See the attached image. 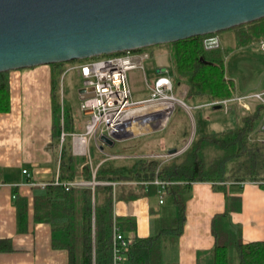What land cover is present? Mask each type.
Instances as JSON below:
<instances>
[{"label":"trees","instance_id":"obj_1","mask_svg":"<svg viewBox=\"0 0 264 264\" xmlns=\"http://www.w3.org/2000/svg\"><path fill=\"white\" fill-rule=\"evenodd\" d=\"M234 31L237 47L264 41V17L228 28ZM220 33L196 35L168 43L171 48L172 73L175 83L188 86L185 103L191 106L207 104L232 97L236 92L233 78L227 76L225 57L227 47L206 49L204 39ZM142 48V49H146ZM202 58V60H201ZM79 61V60H73ZM82 61V60H81ZM67 62L51 63L56 74L63 72ZM8 71H0V112L10 107ZM59 76V75H58ZM58 79L53 82L54 98ZM53 149L57 150L61 117L65 131H77L73 126L69 107L54 99ZM214 106V105H213ZM212 106V107H213ZM264 122V104L258 103L240 116L231 128L220 132H206L193 137L178 159L166 161L160 157H135L132 174L118 167L105 166V157L99 153V162L78 160L70 152L67 141L61 152L60 177L72 180L80 175L85 180L125 182L133 181L151 196H158L159 186L154 179L164 182L163 203L153 211L155 233L147 237H133L127 252L128 264H163V247L176 241L185 220V203L192 182L205 181L213 186L225 182L252 181L264 184V141L258 127ZM98 150L96 147L91 150ZM103 150V148H102ZM108 159V158H107ZM107 161V160H106ZM102 197L99 199V195ZM114 190L111 185L70 188L47 183L37 188L33 197V219L51 227V244L68 252L69 264H112ZM17 209L19 229H26L27 205L20 201ZM156 213V214H155ZM127 221V219H124ZM133 222H129V228ZM214 243L204 258L196 264H264V240L243 242L240 230L228 217V210L215 214L211 220ZM8 239H0V251H9Z\"/></svg>","mask_w":264,"mask_h":264},{"label":"crops","instance_id":"obj_2","mask_svg":"<svg viewBox=\"0 0 264 264\" xmlns=\"http://www.w3.org/2000/svg\"><path fill=\"white\" fill-rule=\"evenodd\" d=\"M70 65L65 63L64 70ZM155 68L157 70L160 66ZM7 76L10 107L0 112V239H8L11 249L0 251V264H69L67 250L54 248L51 244L50 224L33 219L34 192L41 188L40 183L53 178L57 166L53 149V101L56 99L53 82L57 77L56 70L52 65L41 64L9 70ZM56 86L55 94L58 83ZM80 89L81 84L76 91L78 102L82 93ZM56 101L59 103L58 98ZM63 105L66 107L64 102ZM67 107L71 109V106ZM82 116L87 119L83 113ZM86 119L74 117L72 113V126L82 131ZM167 119H159L157 123L149 121L145 127L122 132L118 136L160 128ZM23 169L27 173H23ZM76 178L83 179L80 175ZM133 184V181L118 182L114 188L116 192L120 189L113 201V216L117 218L114 225L126 236L147 237L157 230L153 222L151 195L145 192V188L135 191L139 192L135 196L130 195L134 197H127L123 194L124 188ZM101 197L100 194L99 199ZM20 201L27 205L26 229L21 230L17 224ZM225 209L230 222L240 230L243 242L264 240V184L228 181L221 186H213L205 181L192 182L185 203L182 232L174 244L163 247V264H196L199 256L204 258V253L214 243L211 220ZM130 221L133 222L131 228Z\"/></svg>","mask_w":264,"mask_h":264},{"label":"water","instance_id":"obj_3","mask_svg":"<svg viewBox=\"0 0 264 264\" xmlns=\"http://www.w3.org/2000/svg\"><path fill=\"white\" fill-rule=\"evenodd\" d=\"M261 17L264 0H0V71L142 49ZM204 45L216 48L219 40L207 37ZM114 137L99 135V148L112 147Z\"/></svg>","mask_w":264,"mask_h":264},{"label":"rangeland","instance_id":"obj_4","mask_svg":"<svg viewBox=\"0 0 264 264\" xmlns=\"http://www.w3.org/2000/svg\"><path fill=\"white\" fill-rule=\"evenodd\" d=\"M218 33L220 34L216 37L219 40V45L224 48L228 46L230 49V52L225 57V70L227 76L235 81V93L239 95L251 94L264 90V49L261 48V44L256 43L237 47L233 30L225 29L218 31ZM171 48L168 43L148 46L144 50L149 52L152 57L145 61L144 71L134 69L130 70L127 75L132 98L136 99L148 96L149 90L146 86L145 78L148 81L152 80L155 76V67L159 65L167 68L168 75L172 81V93L177 98V101H175L165 125L156 129H152V127L150 128L152 130L141 134L123 137L115 135V144L112 147L104 145L103 150L99 148L96 152L93 151L91 155L93 164L96 165L100 161V153L102 157H105L102 160L105 161V166L118 167L132 174L136 166V161L133 160L135 157H160L166 161L178 159L194 136L197 137L206 132H220L229 129L239 121L240 116L246 115L258 104V100L255 97L248 99L246 102L249 110H244L235 103L230 104L227 108L221 107L220 109H214L209 104L198 106L186 104L184 99L186 98L188 86L186 83H175L172 73ZM57 79L60 89H57L56 99L58 98L59 101L58 96L63 91L62 100H64L63 102L66 106H71L73 116L86 119L82 116L79 109L76 94L77 88L81 84L78 73L75 70H63L62 73H57ZM145 105L149 106L152 104L146 103ZM257 129L261 137L260 140L264 141V122ZM150 137L152 138L150 139ZM90 147L91 150L96 147L93 141H91ZM173 147L178 152L173 155H167V150ZM76 158L81 160L83 157L76 156ZM141 189L140 185L134 183L129 187H125L123 194L130 197L132 194H139V192L136 193L135 191ZM216 190H218V187ZM119 193L120 189L117 192L114 190L115 197ZM158 198L157 195L150 197L154 211L161 207L158 204Z\"/></svg>","mask_w":264,"mask_h":264},{"label":"built area","instance_id":"obj_5","mask_svg":"<svg viewBox=\"0 0 264 264\" xmlns=\"http://www.w3.org/2000/svg\"><path fill=\"white\" fill-rule=\"evenodd\" d=\"M152 56L144 49L125 50L101 54L80 61H69L71 65L65 71L76 69L81 78L82 93L93 92L94 96L80 99L79 109L87 119L82 131H65L63 119L61 117V127L57 139L58 148L56 154V171L49 182L40 183L44 187L51 183L62 187L65 191L70 188L90 187L92 190L96 184L111 185L113 190L118 182L95 180L96 167L92 168V178L90 180L77 179L63 180L60 177V161L63 145L68 141L72 155L85 157L91 164L90 143L93 141L99 149V135L106 134L110 137L118 135L122 126L137 119L134 111L144 104L152 105L161 102H168L173 109L177 98L172 93V81L168 75L167 68L164 72L155 70V76L148 81L145 78L146 86L149 90L148 96L141 100H134L127 82V75L130 70L139 69L144 71V63ZM60 89V87H59ZM63 93L59 94V104L61 115L63 113ZM61 96V97H60ZM256 98L258 103L264 104V90L251 94H234L232 97L207 103L211 106L221 105L227 108L230 104L240 105L244 110H249L247 100ZM146 106V105H145ZM150 106V105H149ZM152 112L148 115L154 114ZM147 115V116H148ZM157 120H155L156 122ZM101 143V142H100ZM92 165V164H91ZM27 173L26 169L22 170ZM247 182V181H242ZM153 183L159 186V203H163L164 182L154 179ZM33 184V183H31ZM133 242V238L124 235L115 225H113L112 235V264H128V250Z\"/></svg>","mask_w":264,"mask_h":264},{"label":"bare ground","instance_id":"obj_6","mask_svg":"<svg viewBox=\"0 0 264 264\" xmlns=\"http://www.w3.org/2000/svg\"><path fill=\"white\" fill-rule=\"evenodd\" d=\"M169 107L171 106L168 104V102H161L159 104L150 105V106H141L140 108L134 111V115L137 117L139 116V117L137 119H134V120H131L130 122L125 123L122 126L119 133L127 132L132 129H136V128L145 127L147 126V123L149 121H153L154 123H157L159 119H161L160 121L167 119L171 111V108ZM152 112H155V113L148 115ZM144 115H148V116H144ZM155 120L157 121L155 122Z\"/></svg>","mask_w":264,"mask_h":264}]
</instances>
